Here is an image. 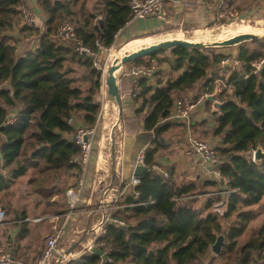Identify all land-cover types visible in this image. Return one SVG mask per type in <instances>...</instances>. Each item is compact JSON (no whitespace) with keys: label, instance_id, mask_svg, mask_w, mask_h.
I'll return each mask as SVG.
<instances>
[{"label":"trees","instance_id":"obj_1","mask_svg":"<svg viewBox=\"0 0 264 264\" xmlns=\"http://www.w3.org/2000/svg\"><path fill=\"white\" fill-rule=\"evenodd\" d=\"M36 2L42 23L31 26L16 22L21 0H0V192L30 171L27 183L46 200L65 190L63 173L80 174L74 162L80 148L73 140L74 125L68 120L79 119L91 127L101 111L96 96L102 88V72L93 65L94 55L75 52L76 43L93 53L110 47L131 19V10L130 0H101L92 9L87 0ZM73 16L75 40L61 44L55 36L57 28ZM30 36L33 41L22 49L21 41ZM253 42H257L253 48L239 47L238 68L222 78L230 93L219 107L214 135L220 142L214 147L218 171L230 179L229 187L235 190L226 198L225 213L219 216L211 211L221 194L205 195L202 205L196 199L200 193L214 192L215 187L218 191L219 181H203V186L213 189L204 191L195 181H174L170 168L166 179L153 169L175 101L207 78L224 56L209 54L207 48L182 46L167 49L171 55L162 59L158 54L164 50L154 52L146 57L159 59L171 74L162 81L158 76L164 75L165 68L156 69L155 84L141 78L135 96L140 101L138 112L147 110L144 130L154 131L144 158L147 170L131 194L112 206L104 222L105 232L93 243L94 253L85 252L65 264H201L219 234L225 241L215 258L224 264L257 261L253 254L264 252V223L256 235L238 243L255 216L246 209L264 197V155L253 160L258 147L264 151V64L257 74H251L250 65L264 55V37ZM136 63L151 62L141 57L132 61ZM77 67L91 82L86 90L76 84ZM226 91L227 87L222 95Z\"/></svg>","mask_w":264,"mask_h":264},{"label":"crops","instance_id":"obj_2","mask_svg":"<svg viewBox=\"0 0 264 264\" xmlns=\"http://www.w3.org/2000/svg\"><path fill=\"white\" fill-rule=\"evenodd\" d=\"M94 1L99 3L101 0ZM234 1L236 2V0ZM30 2L35 11L39 12L36 0H31ZM166 10L169 17L168 23L155 17L135 18L129 20L117 32L115 40L117 38H121L122 40L130 38L134 35H140L139 33H153L163 26L201 27L208 23L216 22L215 12L208 10L203 4V0H179L176 4H173L171 0H166ZM199 33L196 34H199V36L203 35L201 32ZM235 64L236 66L234 68L237 69L239 66L237 59L234 61V65ZM220 65L221 64H218L215 69L211 71V74L204 80L199 81L194 88L183 93L182 97L196 101L203 94L206 83L210 81L209 79L214 80L216 78H225L223 76H228L229 74L225 75V73H222ZM132 80L130 76L124 74L123 78L118 80L121 105L120 134L115 126V120L112 123L113 132H117L118 144L119 139L123 138L124 153L122 154L123 160L121 161V169L123 172L122 179H116V176L118 178V173L115 171H112L109 175L105 174L104 176H109V183L107 184H111L110 189L108 188L107 190L106 187V189L104 188L100 193H96L97 189L102 187V182L105 178L103 176H98L96 171L100 170L99 168L102 161L100 162L98 159V161L94 163L95 159L92 157L91 163L88 166L86 187L76 207L78 213L74 212L72 214L67 227L68 231L71 227L70 225H73L76 221L77 216L80 215L84 209H88L86 205H90L91 201L96 199L94 208L90 206L88 209V230L77 244H82L81 241H84L86 245L91 242L95 230V227L91 226L93 225V209L98 211L99 207L97 205L108 206L110 205V201H107V198L113 200V197L114 200L111 206L116 204L119 205L118 203H121L123 198L131 194L133 187L126 183L134 172L136 154L142 147L151 146L150 143L154 137V131L147 132L143 128V121L147 110L145 108L142 112H138L140 101H137L133 95L134 86ZM161 80L164 81V79ZM149 81L155 84L156 80L152 77ZM229 93L230 88H227L226 94L228 95ZM210 105L211 101L208 99L197 104L190 112L189 117L183 122L173 121V119L166 120L169 123V127L161 136V149L158 151L156 162V165L164 170L170 168L173 172L172 178L177 183L195 181L200 187L205 189L204 191L213 190L208 189L210 188L209 186H203V181L213 180L212 174L210 173L211 168L205 165L199 155L190 148L188 138L190 136H196V138L202 139L211 145L213 144V146L220 142L219 138L214 135V127L216 125L219 108L216 111L211 110ZM76 120L81 122L79 119ZM162 122L165 121L163 120ZM73 174L74 172L70 171L61 175V181L64 183L65 190L75 183V178L77 177L76 174L75 176H73ZM31 176L32 174L30 171L27 172V174L15 180L7 189L0 192V209L4 210V217L0 220V245L10 252L17 260L26 263H31L38 258L43 249L47 235L52 231L54 224L61 223V215L66 208L64 203L65 190L43 200L41 196L35 194L31 190V186L27 183L28 178ZM20 183L23 188L22 190H18L17 188V185ZM106 191L108 192L102 197V193ZM203 195L205 196V194ZM197 196L201 197L200 194ZM100 199L101 202L99 203ZM83 203L84 209L80 205ZM52 209L53 212L51 211ZM106 209L105 207L104 210ZM53 216H57V218L52 220L51 217ZM36 217H42L43 219L37 221L35 220ZM85 228L79 229L80 231L76 236H71V234H69L68 237H65V240L71 242L69 243L70 245L68 244V247L74 243ZM76 246L77 245L74 246L73 251H75Z\"/></svg>","mask_w":264,"mask_h":264},{"label":"rangeland","instance_id":"obj_3","mask_svg":"<svg viewBox=\"0 0 264 264\" xmlns=\"http://www.w3.org/2000/svg\"><path fill=\"white\" fill-rule=\"evenodd\" d=\"M31 0H21V5L19 7V17L17 19V23L19 24H25L28 25V23L25 21V18L22 14V9H30L33 11L32 5H31ZM86 1V0H85ZM81 2H79L78 6L80 5ZM98 3L95 2L94 0H87V5L90 7L89 9H92L93 7H96ZM93 5V6H92ZM22 7V8H21ZM232 8L235 9L237 11V17H233L230 20L227 21H223V22H211L208 23L204 26L201 27H189V26H163L162 28L158 29L157 31L153 32V33H146V34H141L140 35H134L133 37L130 38H126V39H121V38H117L114 43L106 48L105 50H103L100 53L99 56V64L98 67H96L97 69H100L102 72V88L101 91L97 94V99L100 101L101 103V111L100 114L98 115V129H97V135L95 137V143H94V147H93V153H92V157L95 159L96 163L99 159V161L103 164H101L100 166V170H96L98 176H103L104 179V184L102 182V187H100V189H97L96 193H100L101 190H103L104 188L107 190L108 188L110 189L111 184H107L109 183V176H104L109 175V173H111L112 171H115L116 173H118V178L116 176V179H122V154L124 153V147H123V138L119 139V144L117 142V132L114 131L113 132V126L112 123L115 120V113H114V109L112 107V96L108 95L106 92V83H105V79L107 76V68H109L113 62L116 60H113V57H110V54H112V56H118L120 55V53L122 52V48L124 47V45H126V43L134 40V39H142V38H147V41L150 43L151 39L154 38H158L159 41L162 40L163 38L170 37V36H174L178 39H183L186 40L188 37L191 38L190 41L192 42H202V43H215L213 40L217 39L219 36H223L225 34L231 33L233 30H238L239 36H237V38L235 40H232L233 42H238L234 45H227V46H209L206 47L208 50L207 52L209 54H213V53H219L221 55H223V62H221L220 64V69L222 71V73L226 74H230V72L234 69V66H236V64L234 65V61L236 60V57L238 55L239 52V47L241 45H246L247 47L253 48L256 46L257 42H253L252 40H247L244 41L243 39H245L247 36H251L252 37H258L255 39H259L260 41L263 40L264 37V0H236L233 1V5ZM73 9L76 11V13H79V9L75 8V6L73 7ZM34 12V11H33ZM36 14V24L37 23H42V14L41 12L39 13H35ZM70 18H67L68 20H71L72 23L75 24L74 21H72L73 19H76V16H73ZM100 19V18H99ZM36 24L32 25L35 26ZM201 32L204 36H199V35H195L196 33ZM242 33V34H241ZM200 34V33H199ZM241 36V37H240ZM244 42H242V40ZM33 41L32 36L24 38L23 41H21L20 45L21 48L24 49L25 47H27L31 42ZM158 42V41H156ZM218 44V43H215ZM20 48V46H19ZM171 55L169 50H164V52H161L158 54V57L160 59L167 57ZM145 60H148L149 62H151L150 64L153 65L155 67V69L158 68H165V70L163 71L164 75L162 76H158V78L160 79H164L169 77V75L171 74L168 66H166L165 64L161 63V61L159 59L157 60H151L148 59L145 56ZM113 61V62H112ZM225 63V64H222ZM132 64L131 62L126 63L121 69H119V71L116 73L117 76H119L118 80L120 78H123V74H124V70L127 69L130 65ZM225 65V66H223ZM95 67V66H94ZM105 69H107L105 71ZM175 75V74H174ZM74 76L76 78V84L80 85L84 90L88 89L89 87H91V82L88 79L84 78V70H82L81 67H77V71L76 73H74ZM117 80V85L120 89L119 86V81ZM105 88V89H103ZM120 92V90H119ZM108 99V100H107ZM108 101V102H106ZM107 103V107L105 109V105ZM114 118V120H113ZM111 126V127H110ZM112 130H111V129ZM110 132V133H109ZM213 145V144H212ZM123 150V151H122ZM31 173V172H30ZM95 174V173H94ZM96 175V174H95ZM18 190H22V186L21 183L17 185ZM217 190V187H216ZM108 191H106L107 193ZM206 195V193H200L201 197H197L196 199H198L197 204L198 205H202V201L204 200V195ZM218 194V193H217ZM221 197L223 198L224 196L221 194ZM195 199V200H196ZM114 200V197H113ZM113 200H109V198H107V201H110V205H99V209L98 211L93 209L94 208V203L96 202V199H93L91 201V204L86 205V207H88V209L91 207H93V221L91 225L92 227H95V231H97L99 229V227H101V222H103V220L109 215V213L111 212L110 210L112 209L111 203ZM194 201V200H193ZM81 207H83V204H80ZM98 206V205H97ZM105 207L107 208L106 210ZM81 209V208H80ZM84 209V207H83ZM87 208L83 210V212L77 216L76 221L73 223V225H70L71 227L68 229L67 233H66V237L69 236V234H71V236H76L78 234V232L85 228V226L87 225V214H88V210ZM91 209V210H92ZM246 210H251L255 213L254 218H252L250 221H248L247 224V228L246 231H244V233L240 236L238 243L239 245H241L242 243H244L245 241H247L248 239H250L252 236L256 235L257 232L259 231V228L262 227V224L264 223V197L263 199L258 203L255 204L252 207H248ZM53 212V209L51 210ZM75 212L78 213L77 209L75 210ZM76 213V214H77ZM91 228V227H90ZM80 229V230H79ZM92 232V231H91ZM74 238V237H73ZM225 241V238H224ZM69 243H71L70 241L65 242L64 245V249H67L68 246L70 245ZM82 244H76V248L75 251H73V253H75V256L72 255V257H76L78 255V253L84 251V245H86V243L84 241H81ZM69 244V245H68ZM62 245V246H63ZM61 246V247H62ZM223 246V245H222ZM222 249V248H221ZM237 253H233L232 257H234ZM216 254L213 253L211 250L209 253H207L206 255H204L203 259L201 260V264H224V261L220 258H215ZM253 257L257 259V261H251L250 264H263V257H264V252L258 253L255 252L253 254ZM197 264H200L197 263Z\"/></svg>","mask_w":264,"mask_h":264},{"label":"built area","instance_id":"obj_4","mask_svg":"<svg viewBox=\"0 0 264 264\" xmlns=\"http://www.w3.org/2000/svg\"><path fill=\"white\" fill-rule=\"evenodd\" d=\"M173 4L179 2V0H171ZM204 6L210 10L215 12V20L217 22H223L230 20L233 17H237V11L232 8L233 0H203ZM129 7L131 10V19L135 18H146V17H155L160 19L166 23L169 21L168 12L166 10V0H130ZM22 8V7H21ZM33 8V7H32ZM34 11V12H33ZM28 9H22V14L25 18V21L28 25H34L36 22V14L39 13ZM56 38L59 40L61 44H67L75 40V26L69 20L63 21L59 27L57 28ZM106 48L100 47L97 53H93L88 47H86L81 42H77L75 46V52L78 54L84 55H94L93 65L98 67L99 64V56L100 53ZM264 64V55L259 60H254L250 63L252 66L251 74H257L261 67ZM156 69L151 64L145 63H136L131 64L127 69H125L124 75L130 76L133 80V95L136 96L138 94V85L141 78L151 79L155 73ZM248 76V75H247ZM225 87L229 88V85L222 78H216L214 80L208 81L203 94L196 100L192 101L185 97L178 98L175 101V108L173 114L169 117V119H173L175 121L183 122L188 117L190 112L196 107L197 104L202 103L207 100L209 96L213 97L211 101L210 109L217 110L216 104H223L226 100L229 99V94L222 95L223 89ZM220 111L218 112V115ZM68 123L74 125V134L73 140L80 148V153L77 157H75L74 162L77 163L80 167V174L77 176L76 181L73 185L69 186L65 190V211L62 213V221L61 223L54 224L52 231L47 235L45 239V243L43 249L41 250L40 255L37 259H35L31 263H26L24 261L17 260L10 252H8L3 246L0 245V264H52L55 258H60L58 264H64V259L70 260L74 258L75 253H70L74 255L70 257H65L62 252L65 250H61V246L65 240L67 227L69 224V220L72 214L75 212L77 205L81 200V194L86 187L87 182V171L88 166L92 160V151L95 143V137L97 135L98 129V117L96 123L89 127L84 125L82 122H78L76 119L70 118ZM189 146L192 150L199 155L202 162L205 165H208L211 168L210 173L212 174V179H215L220 182V188L218 191H214L209 193V195L213 194H222L224 197L216 202L211 211L219 216H222L227 210V197L229 194L234 192V189L229 187L230 179L227 176L222 175L218 171V157L215 147L208 142L201 140L196 137L190 136L188 138ZM147 146L142 147L136 154L134 165H143L145 153L147 150ZM153 169L159 173L163 178H167L168 172L157 165L153 166ZM139 183V177L134 176L133 174L130 176V179L126 184L131 185L133 188ZM4 217V210L0 209V220ZM52 220L57 218V216L51 217ZM106 217L103 222H101V227L97 231L94 230V234L92 236L91 242L84 246V251L78 253L77 257L81 254L88 252L90 254L94 253L93 251V243L97 239L100 234L105 232L104 222L107 220ZM42 217H36L35 220H42ZM119 224H123L120 220H115ZM60 251V252H59ZM104 259V255L101 256ZM110 261L109 258H106Z\"/></svg>","mask_w":264,"mask_h":264},{"label":"water","instance_id":"obj_5","mask_svg":"<svg viewBox=\"0 0 264 264\" xmlns=\"http://www.w3.org/2000/svg\"><path fill=\"white\" fill-rule=\"evenodd\" d=\"M255 38H258V37L247 38V39H244V41L252 40ZM244 41H242V42H244ZM176 46L192 47V48H206V47L213 46V45H211L209 43L205 44L202 42H195V41L192 42V41H188V40H184V39L164 40V41L153 43V44L142 45V46L135 48L134 50L128 51L122 56L121 59L115 60L113 62V64L108 68L106 81H107V84L109 85V94L112 95V107H113L114 113H115V126H116L119 134H120L121 105H120V92H119V87L117 85V80H118L119 76L116 75V71L121 69L126 63L131 62L137 58L145 57V56L152 54L154 52L167 50V49H170V48L176 47ZM208 100L212 101L213 97L209 96ZM220 105L221 104L217 103L216 107L219 108ZM263 155H264V151L262 150L261 147H258L253 152V160L259 161V160H261ZM146 170H147L146 166L136 165L134 168L133 175L140 177L143 174V172ZM105 193L106 192L102 193L103 194L102 197L104 196ZM100 202H101V199H100L99 203ZM98 207H99V205H98ZM88 227L89 226L87 225L86 228L82 231V233H80V235L76 238L74 243L62 252V254L65 257H68V255L70 253H73L74 246L78 243V241L81 239V237L88 230ZM223 243H224V235L219 234L217 236L215 242L210 245V250L213 253H215L216 255H218L221 251ZM68 261L69 260L64 259V264Z\"/></svg>","mask_w":264,"mask_h":264},{"label":"bare ground","instance_id":"obj_6","mask_svg":"<svg viewBox=\"0 0 264 264\" xmlns=\"http://www.w3.org/2000/svg\"><path fill=\"white\" fill-rule=\"evenodd\" d=\"M242 34V33H241ZM195 35H199V34H195ZM203 36V35H202ZM237 36H239V33H238V30H233L231 33H228V34H225V35H223V36H219L217 39H214L213 38V40L212 41H214L215 43H218V44H215V43H210L211 45H213V46H220V45H222V46H227V45H234V44H236V43H238V42H233L232 40H235L236 38H237ZM241 37V36H240ZM251 36H247L245 39H247V38H250ZM170 39H178V38H176V37H174V36H170V37H167L166 36V38H163L162 40H160L159 41V39L157 38H152L151 39V41L150 42H152L153 41V43H157L156 41H158V42H161V41H164V40H170ZM183 39H185V38H183ZM186 40H188V41H190L191 40V38L190 37H188ZM244 40V39H243ZM242 40V41H243ZM193 41V40H192ZM153 43H150V44H153ZM147 44H149V42L147 41V38H140V39H134V40H132V41H130V42H128V43H126V45H124V47L122 48V52L120 53V55H118V56H112V54H110V57H113V60L114 59H116V60H119V59H121L122 58V56L126 53V52H128V51H131V50H134L135 48H137V47H139V46H142V45H147ZM113 62V61H112ZM108 69V68H107ZM107 69H105V71L107 70ZM119 70H117L116 71V73L118 72ZM105 83H106V87H107V89H106V92H107V94L108 95H110L109 94V85L107 84V81H106V79H105ZM103 89H105V88H103ZM110 96H112V95H110ZM108 100V99H107ZM106 102H108V101H106ZM106 107H107V103H106V105H105V109H106ZM113 120H114V118H113ZM111 127V126H110ZM111 129V128H110ZM112 130V129H111ZM110 133V132H109ZM67 241H69V240H65L64 242H63V244H65V242H67ZM62 244V245H63ZM64 249V245L61 247V250H63ZM60 252V251H59ZM72 256V254H70V257ZM59 261H60V258L58 257V258H55V260H54V262L52 263V264H58L59 263Z\"/></svg>","mask_w":264,"mask_h":264}]
</instances>
